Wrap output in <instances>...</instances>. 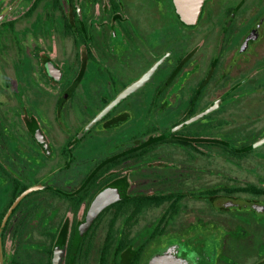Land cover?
<instances>
[{
  "label": "flooded vegetation",
  "instance_id": "flooded-vegetation-1",
  "mask_svg": "<svg viewBox=\"0 0 264 264\" xmlns=\"http://www.w3.org/2000/svg\"><path fill=\"white\" fill-rule=\"evenodd\" d=\"M162 249L264 264V0H0L1 264Z\"/></svg>",
  "mask_w": 264,
  "mask_h": 264
},
{
  "label": "water",
  "instance_id": "water-1",
  "mask_svg": "<svg viewBox=\"0 0 264 264\" xmlns=\"http://www.w3.org/2000/svg\"><path fill=\"white\" fill-rule=\"evenodd\" d=\"M205 0H173L176 11L181 20L187 24L194 23L201 11V6ZM20 195L15 203L21 198ZM2 260L0 258V264ZM170 257L166 250H158L150 260V264H170ZM175 264V263H173ZM180 264V262H178Z\"/></svg>",
  "mask_w": 264,
  "mask_h": 264
}]
</instances>
